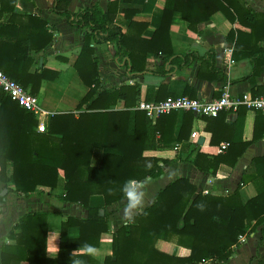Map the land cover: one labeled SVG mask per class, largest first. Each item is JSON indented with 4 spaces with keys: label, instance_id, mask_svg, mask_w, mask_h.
<instances>
[{
    "label": "trees",
    "instance_id": "obj_1",
    "mask_svg": "<svg viewBox=\"0 0 264 264\" xmlns=\"http://www.w3.org/2000/svg\"><path fill=\"white\" fill-rule=\"evenodd\" d=\"M15 1L0 0V14L5 11L14 13ZM105 2V10L96 3L75 13L68 9L67 0L52 2L54 13L63 15L71 26L84 31L73 67L88 90L76 105V111L51 113L47 132L39 133L35 130L37 120L34 115L0 91V182L7 188V182L12 181L14 188H8V193L27 197L37 186L55 189L61 171V201L77 204L87 212L85 217L67 216L62 221L60 250L55 257L45 256L47 212L22 215L14 226L16 233L9 234L16 243L2 246L0 264H10L13 260L27 264H202L211 259H227L240 244V236L250 235L259 225H262L264 234V155L254 156L249 161L236 189L227 195L197 191L185 177L170 181L155 194L151 204L112 232V257L106 256L103 261H98L84 252L72 251L74 247L98 245L99 235L110 229L108 218L111 211L106 208L128 197L132 180L144 181L162 173L159 165L162 160L144 155L145 151L182 143L187 153H181L179 161L189 162L204 174L215 175L220 164L234 167L245 149L264 135V111L252 109L256 113L254 125H258L257 118L262 117L259 121L262 126L259 131L254 129L250 140H244L242 134L231 135L213 141L217 144L221 140L227 141L221 153L201 152L196 144L191 143L193 121L202 119L206 122L205 128L213 130L208 126L222 117L226 128L230 126L224 122L226 112L199 116L185 111L175 134L178 112L161 115L152 122L144 111L134 108L132 100L137 95L134 86L97 91L100 86L98 59L90 43L114 41L115 55L126 57L130 71L145 70L146 55L150 53L168 64V70L156 66L154 72L159 75L200 61L213 74H203L199 67V78L226 82L227 76L223 72L218 77L215 74L219 70L213 65L212 52L203 57L192 51L177 55L173 53L169 39L173 13L179 12L188 28L196 31L198 23L208 21L215 11H221L228 20L238 21L250 29L247 34L230 30L228 38L236 36V47L248 49L245 55L249 58L251 72L247 79L254 83L264 66V50L258 46L264 41V13L253 11L241 0H165L164 7L158 12L159 23L146 40L140 35L147 22L133 20V14L123 9L124 16L129 18L127 31L123 32L114 22L118 0ZM14 15L7 20L10 24L0 23L1 35L6 33L12 38L8 41L3 35L5 40H0V70L36 95L43 81L57 76L56 71L44 65H37L33 72L30 71L37 61L36 54L50 43L52 36L42 30L39 34L38 29L36 33L33 30L30 34L25 33L27 27L32 26L33 17L26 16L24 22L18 21ZM39 22L42 27L46 26L44 21ZM242 37L248 39L249 45L242 43ZM251 93L253 96L264 94V85L254 86ZM119 101H122V108H116ZM246 110L244 106L237 110V118L231 124L233 129L243 127ZM8 165L11 166L10 176L6 175ZM248 183L254 187L255 194L243 201L240 189ZM71 226L79 230L76 237L67 234ZM158 239L186 247L190 253L187 257L164 254L155 248ZM257 264H264V256Z\"/></svg>",
    "mask_w": 264,
    "mask_h": 264
},
{
    "label": "crops",
    "instance_id": "obj_2",
    "mask_svg": "<svg viewBox=\"0 0 264 264\" xmlns=\"http://www.w3.org/2000/svg\"><path fill=\"white\" fill-rule=\"evenodd\" d=\"M68 9L75 13L84 8H90L94 4H98L102 10L106 9L105 0H67ZM245 6L250 7L257 13H264V0H241ZM53 0H16L14 13L18 21H27L26 16L33 17L32 26L25 33L30 34V30L40 34L43 31L51 34L50 43L40 52L42 55V64L39 65L38 53L37 61L30 67L33 72L37 65H44L49 70L57 72V76L53 80L43 81L36 94L38 96L41 108L49 114L53 112L76 111V105L83 95L87 92L88 87L80 80L73 64L80 52V48L84 38L83 29L71 26L67 19L60 14L52 11ZM118 12L114 22L118 24L123 32L127 31L129 18L124 16L123 9L129 10L133 15L132 19L136 21H145L147 27L142 31L140 38L149 39L155 27L159 23V11L164 7L165 0H130L124 2L118 0ZM8 12L0 14L1 24H10L8 18L12 16ZM40 21L46 23L45 27L41 26ZM196 31L188 28L179 12L172 15L169 28L170 46L174 54L185 55L188 51L196 53L199 57L205 56L208 52L213 53V65L219 70L216 76L222 75L223 72L227 76V81L218 80L212 82L211 79L205 77L199 78L197 71L201 67L203 74H213L207 71L200 61H194L187 67L167 71L164 74L154 72L156 66H164L168 70V64L161 57L155 58L148 53L146 56V69L141 72L130 71L126 63V57L115 55V42L106 41L101 43L91 42L90 46L94 48L95 55L98 59L99 81L101 88L109 91L119 88L120 86H134L137 95L133 98L134 108L143 101L160 100L166 96L187 95L192 97H201L211 99L218 97L222 90L226 89L232 95H239L248 92L252 95L251 89L256 85H264V66L261 72L254 78V83L247 79L251 72V64L249 58L246 57L247 52L244 47H236L234 36L228 38L230 30H240L247 34L250 29L238 21H230L221 11H215L208 21L200 22L196 26ZM136 34V30H132ZM241 33V34H242ZM6 34V33H5ZM3 34V35H5ZM0 33V40H5ZM6 36V35H5ZM5 38L12 40L11 37ZM244 45H249L248 39L242 37ZM258 46L264 50V41H260ZM253 96V95H252ZM122 101H119L116 108H122ZM84 106L82 107V109ZM182 113H178L177 122L174 133L181 124ZM243 127L233 129L231 124L237 118V112L227 113L224 122L230 126L224 127L223 118H217V122L211 126L213 130L206 129V122L202 119H195L192 124L194 137L191 143L198 146L199 150L206 154H218L220 146L227 143L221 140L219 144L213 142L225 137H237L242 134L244 140H250L253 136L254 129L260 130L262 117H258V125L255 124L256 113L252 109L245 112ZM264 116V112L262 114ZM151 120V119H150ZM152 122L155 121L151 120ZM36 130V129H35ZM202 137V142L198 143V139ZM187 153L186 147L182 143H178L173 147L158 148L155 150H147L144 152L146 156H154L162 161L159 165L162 167V173L157 177H148L144 181L132 180L131 192L127 198L108 206L106 209L111 211L109 215L110 229L99 235L98 245L96 247H74L73 252H84L98 261H103L106 256L112 257V232L121 224L128 222L129 218L145 208L154 199L155 194L166 186L170 181L177 177H185L194 184L197 191L209 192L213 195H227L233 192L240 182L242 171L245 169L249 161L254 156L264 155V135L251 143L239 157L236 165L230 167L226 164H220L215 175L204 174L197 170L187 161H179L180 154ZM6 175H11V166L6 168ZM63 177L62 172L59 173L58 185L55 189L37 186L34 193L30 196L23 197L13 192L8 193V188L13 189V182H0V251L2 246H13L16 241L10 233H16L14 228L19 217L27 213L47 212L46 215V234H45V256L55 257L60 250V227L62 221L67 216L85 217L86 210L77 204H65L61 201L60 196L62 189ZM3 189H6L4 192ZM142 194V203L135 209L131 210L130 217L125 216V208L128 205L129 197L133 199L137 195ZM255 189L248 183L242 185L240 189L241 199L254 196ZM6 195V197H4ZM262 225H259L253 233L244 236L240 244L234 247L233 253L222 261L213 259L203 262L202 264H257L260 257L264 256V234L261 231ZM78 228L71 226L67 229L69 237L78 235ZM40 240L41 230L38 229ZM40 243V241H39ZM40 246V245H39ZM155 248L167 255L176 257H187L190 253L189 249L176 245L172 242L158 239ZM58 249V251H57ZM10 264H27L25 261L13 260Z\"/></svg>",
    "mask_w": 264,
    "mask_h": 264
},
{
    "label": "built area",
    "instance_id": "obj_3",
    "mask_svg": "<svg viewBox=\"0 0 264 264\" xmlns=\"http://www.w3.org/2000/svg\"><path fill=\"white\" fill-rule=\"evenodd\" d=\"M0 91L15 101L21 108L34 115L37 120L35 126L37 132H47L50 114L41 108L37 96L31 94L20 83L1 70ZM242 106L247 109L264 111V94L252 96L248 92H243L239 95H232L224 89L218 97L211 99L189 97L187 95L166 96L160 100L143 101L138 105V108L144 111L146 117L154 120L173 111L178 113L190 111L199 116H216L220 112L235 113ZM226 146L227 143L221 144L220 151L225 149ZM243 238L244 236H240L239 241H242Z\"/></svg>",
    "mask_w": 264,
    "mask_h": 264
},
{
    "label": "clouds",
    "instance_id": "obj_4",
    "mask_svg": "<svg viewBox=\"0 0 264 264\" xmlns=\"http://www.w3.org/2000/svg\"><path fill=\"white\" fill-rule=\"evenodd\" d=\"M142 203V194L137 195L135 199H133L131 196L129 197V202L127 207L125 208V216L130 217L131 210L137 208ZM58 251V249H57Z\"/></svg>",
    "mask_w": 264,
    "mask_h": 264
},
{
    "label": "water",
    "instance_id": "obj_5",
    "mask_svg": "<svg viewBox=\"0 0 264 264\" xmlns=\"http://www.w3.org/2000/svg\"><path fill=\"white\" fill-rule=\"evenodd\" d=\"M42 55H43V52H39L38 53V56H40V58H39V65H41L42 64ZM202 137H200L199 139H198V143H201L202 142ZM3 191L5 192L6 191V189H3Z\"/></svg>",
    "mask_w": 264,
    "mask_h": 264
},
{
    "label": "rangeland",
    "instance_id": "obj_6",
    "mask_svg": "<svg viewBox=\"0 0 264 264\" xmlns=\"http://www.w3.org/2000/svg\"><path fill=\"white\" fill-rule=\"evenodd\" d=\"M37 98H38V96H37ZM38 101H39V98H38ZM39 103H40V101H39Z\"/></svg>",
    "mask_w": 264,
    "mask_h": 264
}]
</instances>
